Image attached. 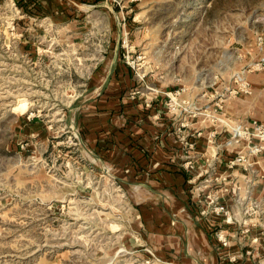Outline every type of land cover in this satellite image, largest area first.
Instances as JSON below:
<instances>
[{
  "label": "rangeland",
  "instance_id": "obj_1",
  "mask_svg": "<svg viewBox=\"0 0 264 264\" xmlns=\"http://www.w3.org/2000/svg\"><path fill=\"white\" fill-rule=\"evenodd\" d=\"M255 53L264 0H0V264H264L263 171L217 183L191 162L173 216L153 202L171 190L98 150L86 121L99 96H126L96 131H160V113L186 160L202 124L220 130L200 117L238 125L210 111Z\"/></svg>",
  "mask_w": 264,
  "mask_h": 264
},
{
  "label": "crops",
  "instance_id": "obj_2",
  "mask_svg": "<svg viewBox=\"0 0 264 264\" xmlns=\"http://www.w3.org/2000/svg\"><path fill=\"white\" fill-rule=\"evenodd\" d=\"M109 53L110 51L108 54ZM116 54L115 51L110 53L113 60H116ZM120 70V64L116 65L114 63L112 68H109L107 75L112 72V76H120ZM122 72L123 75L120 77L125 79L123 80L124 82L128 81L127 79L129 78V75L125 73L126 71L124 72L121 70V74ZM249 79L252 82L253 94L225 98L222 112L223 114H226L229 117L228 119L234 124H236V121H244L251 118H257L264 121V74L263 72H253L249 74ZM124 85L122 89H125L126 86ZM106 97L108 99L105 98L104 100V96L101 95L96 100L90 102L91 106L89 107L95 109L96 113L93 118L86 119V121L90 120L92 123H97V126L89 132L90 134H87V138H91L92 142H94V146H96L98 150L106 148L110 155L115 153L121 154L122 152L124 162L122 169H124V171L128 173L131 172L133 175L139 172L141 181L149 179L156 187H162L164 190H171L170 194L169 191H167L164 196L162 194L156 195L153 202L173 203V208L175 207L176 210H178L176 211L172 209L171 214L173 216L176 214L180 215V204L185 203L186 196L181 189L186 185L184 184L185 180H187L185 177V170L188 169V165L191 162L194 163V165L198 162L206 165L209 164L212 166L211 175L215 177L222 176L226 179L228 177L230 179L237 178V180L241 182L244 179L246 174L244 173L243 168H241V166L234 168L229 167L228 158L230 153L228 151L223 153L218 149V143L224 139L220 130H218V128L210 130V125L207 124H202L205 127L203 128L204 130H200L198 134H193V136L188 138L193 145V148L187 150L186 157L188 158L186 160L183 158L185 150L182 145V137L176 132L168 133L167 131L165 132L162 130L165 127L168 129L169 126L166 125V122H164L165 117L160 113L157 115L161 124L160 131H151V129L144 131L141 127L136 131L135 129L130 128L129 132H123L124 136H122V138L121 136L113 135L109 130L108 132L96 131L101 128L100 124L103 123L105 117H107V119L109 118L113 123L115 122L114 113H111L110 110L104 112V109H106L105 105H110L112 109H115L127 98L126 96L121 97V95L116 98L111 96ZM99 110L101 111L98 112ZM212 111L216 112L214 109ZM99 114L100 116L98 117L97 115ZM208 119L209 121H216L219 129L223 126V124L219 123V121L213 116L200 117V122H206ZM115 129L116 128H114V130ZM118 139H123V143ZM255 165L258 174H260L264 169V158L255 159ZM205 171L207 172L208 170L205 169ZM258 179L255 181L256 187L261 185L259 181H262V184L264 185V178L261 180ZM222 194H224V198L222 199H225V201L228 202V199H230L227 198L229 197V194L226 196L225 192ZM161 208L163 209H161L159 215L165 219L170 213L163 206H161ZM188 216L194 218L193 215ZM172 224H175V221H172ZM254 227L255 226H253V228ZM173 228H175V226ZM176 228L178 229L177 225Z\"/></svg>",
  "mask_w": 264,
  "mask_h": 264
},
{
  "label": "built area",
  "instance_id": "obj_3",
  "mask_svg": "<svg viewBox=\"0 0 264 264\" xmlns=\"http://www.w3.org/2000/svg\"><path fill=\"white\" fill-rule=\"evenodd\" d=\"M253 72H263L264 74V53L261 55L253 54L250 59L235 72L234 85L226 88L222 95L227 98L253 94L252 82L249 79V74ZM223 99L224 98H220V100L216 102L215 111L218 109L223 111ZM236 124L240 126L237 125L238 127H234L228 123L223 124L220 133L224 136V139L218 143V149L223 153L226 151L230 153L228 158L229 167L234 168L241 166L243 171L251 170L252 172H255L257 171L255 159L264 158V121L257 118H251L244 121H236ZM234 141L235 143H232ZM225 179L226 178L222 176H216L215 179L210 178L209 181L212 180L218 183ZM215 199L217 203L216 213H228L229 210L226 209V205L220 203L222 199L221 195H216L214 198H211V201L213 202ZM223 220L224 219H222L221 222ZM221 222L219 224H221ZM226 223L227 226L230 225L229 220H227ZM216 235L218 239H220L219 241L223 247L227 245L224 231L221 230L216 233Z\"/></svg>",
  "mask_w": 264,
  "mask_h": 264
},
{
  "label": "bare ground",
  "instance_id": "obj_4",
  "mask_svg": "<svg viewBox=\"0 0 264 264\" xmlns=\"http://www.w3.org/2000/svg\"><path fill=\"white\" fill-rule=\"evenodd\" d=\"M225 99V98H224ZM224 99H223V101H224ZM212 112V110L210 111V113ZM214 112V111H213ZM217 112V111H216ZM220 113V112H219ZM216 118V117H215ZM217 119V118H216ZM218 120V119H217ZM238 126H240V125H238ZM238 126H235V127H238ZM232 143H235V141L234 142H232Z\"/></svg>",
  "mask_w": 264,
  "mask_h": 264
}]
</instances>
